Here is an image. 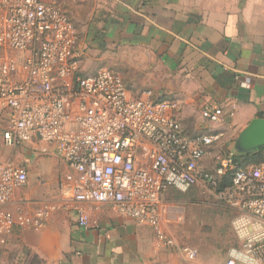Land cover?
I'll return each mask as SVG.
<instances>
[{"label":"built area","instance_id":"obj_1","mask_svg":"<svg viewBox=\"0 0 264 264\" xmlns=\"http://www.w3.org/2000/svg\"><path fill=\"white\" fill-rule=\"evenodd\" d=\"M78 69L77 32L57 0H0V109L9 113L3 145L32 139L52 145L72 171L59 184L60 204L10 214L2 207L26 184L27 172L0 163V236L14 228L39 230L57 210L73 211L78 226L87 228L80 205L93 202L148 225L158 244L170 247L174 240L161 217L167 191L186 193L199 184L216 190L228 174L231 188L218 195L235 213V244L224 264H264V163L237 169L231 153L218 152L214 170L203 171L207 149L221 134L187 138L175 101L151 91L131 98L113 71L80 76ZM223 114L219 106L201 111L214 124ZM182 255L195 259L192 249Z\"/></svg>","mask_w":264,"mask_h":264},{"label":"crops","instance_id":"obj_2","mask_svg":"<svg viewBox=\"0 0 264 264\" xmlns=\"http://www.w3.org/2000/svg\"><path fill=\"white\" fill-rule=\"evenodd\" d=\"M57 4L87 43L78 48V74L94 75L83 60L93 64L99 55L105 61L108 52L115 53L114 73L129 96L151 91L155 97L175 101L185 137L219 133L220 150L253 119L264 118V0H57ZM209 106L222 108L223 122L202 118L201 111ZM8 121V111L0 109V163L25 169L27 182L2 209L32 214L60 200L59 184L72 171L54 146L36 139L5 147L2 133ZM80 206L89 219L87 228L78 226L73 211L60 210L50 213L39 230L14 228L0 236V264H187L175 241L170 247L159 245L151 227L137 224L113 205Z\"/></svg>","mask_w":264,"mask_h":264},{"label":"rangeland","instance_id":"obj_3","mask_svg":"<svg viewBox=\"0 0 264 264\" xmlns=\"http://www.w3.org/2000/svg\"><path fill=\"white\" fill-rule=\"evenodd\" d=\"M80 43L87 44L82 37L77 35L78 53ZM115 58V53L108 52L105 61L99 60L100 55L93 64L86 59L83 61L85 69L95 74L102 68L116 72ZM224 143L226 145H221L217 153L234 155L236 153L235 139L228 143L224 141ZM229 143L230 146H228ZM208 163L211 166V163ZM218 194L206 185L199 184L186 193L168 190L163 197L161 217L164 230L173 237L178 247L192 249L195 252V259L186 262L187 264H224L228 249L235 244L231 229V221L235 213L226 202L220 199ZM48 203L58 205L61 199ZM178 216L182 217L179 221Z\"/></svg>","mask_w":264,"mask_h":264},{"label":"trees","instance_id":"obj_4","mask_svg":"<svg viewBox=\"0 0 264 264\" xmlns=\"http://www.w3.org/2000/svg\"><path fill=\"white\" fill-rule=\"evenodd\" d=\"M79 75V74H78ZM219 144H214L211 147L207 149V154L204 156L202 162H201V168L205 172H212L214 168L216 167L213 156L215 153H217V150L219 148ZM208 162L211 163V166H209ZM233 163L235 168H245L251 165H260L264 163V146L260 147L252 152H248L242 155L233 156ZM231 188V179L230 175H225L223 177L219 178V183L216 188L217 193H222L228 189Z\"/></svg>","mask_w":264,"mask_h":264},{"label":"water","instance_id":"obj_5","mask_svg":"<svg viewBox=\"0 0 264 264\" xmlns=\"http://www.w3.org/2000/svg\"><path fill=\"white\" fill-rule=\"evenodd\" d=\"M264 146V118L253 119L237 136L233 156L252 152Z\"/></svg>","mask_w":264,"mask_h":264}]
</instances>
